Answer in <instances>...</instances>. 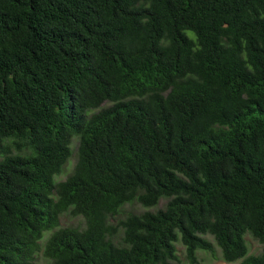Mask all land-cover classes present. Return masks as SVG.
Returning a JSON list of instances; mask_svg holds the SVG:
<instances>
[{"label": "trees", "instance_id": "trees-1", "mask_svg": "<svg viewBox=\"0 0 264 264\" xmlns=\"http://www.w3.org/2000/svg\"><path fill=\"white\" fill-rule=\"evenodd\" d=\"M247 234L264 244V0H0V264H171L178 242L198 264L207 236L264 264Z\"/></svg>", "mask_w": 264, "mask_h": 264}, {"label": "rangeland", "instance_id": "rangeland-1", "mask_svg": "<svg viewBox=\"0 0 264 264\" xmlns=\"http://www.w3.org/2000/svg\"><path fill=\"white\" fill-rule=\"evenodd\" d=\"M77 140H74L73 143V153L74 155L68 161L67 165L64 168L62 174L57 177L58 181H64L67 177L72 173L74 166L76 164V154H77ZM167 204V200L162 199L158 206L155 208H144L139 204L134 205H126L122 208L120 215L116 216L115 219H112L113 222L117 223L118 221L124 219L131 213H144L146 211L155 212L160 209H163ZM85 227V222L82 217L73 216L70 213H66L61 217L60 220V227ZM208 239L213 241L214 243V253L209 251H199L198 252V264H227L221 258V251L220 248L215 244L213 238L211 236H207ZM249 250L250 255H259L264 251V244L260 243L256 239H254L250 234H247L245 237ZM177 246V255L178 261L172 262L171 264H191L187 259L186 250L184 245L181 242L176 244ZM38 264H53L52 261L46 259L42 253L39 254V261Z\"/></svg>", "mask_w": 264, "mask_h": 264}]
</instances>
